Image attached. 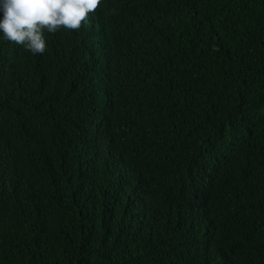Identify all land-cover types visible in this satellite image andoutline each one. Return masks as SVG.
I'll return each mask as SVG.
<instances>
[{
    "label": "trees",
    "instance_id": "trees-1",
    "mask_svg": "<svg viewBox=\"0 0 264 264\" xmlns=\"http://www.w3.org/2000/svg\"><path fill=\"white\" fill-rule=\"evenodd\" d=\"M44 35L0 34V264H264V0Z\"/></svg>",
    "mask_w": 264,
    "mask_h": 264
},
{
    "label": "clouds",
    "instance_id": "clouds-1",
    "mask_svg": "<svg viewBox=\"0 0 264 264\" xmlns=\"http://www.w3.org/2000/svg\"><path fill=\"white\" fill-rule=\"evenodd\" d=\"M101 0H0V34L32 54L47 46L44 32L79 29Z\"/></svg>",
    "mask_w": 264,
    "mask_h": 264
},
{
    "label": "bare ground",
    "instance_id": "bare-ground-1",
    "mask_svg": "<svg viewBox=\"0 0 264 264\" xmlns=\"http://www.w3.org/2000/svg\"><path fill=\"white\" fill-rule=\"evenodd\" d=\"M109 16V15H108ZM112 18V17H111ZM127 72V71H126ZM116 75V74H115ZM114 75V76H115ZM122 75V74H121ZM101 76V75H100ZM108 76V75H107ZM105 77V76H104ZM113 78V77H112ZM104 79V78H103ZM107 79V78H106ZM105 80V79H104ZM103 80V81H104ZM102 81V80H101ZM103 83V82H102ZM109 83V82H108ZM111 83V82H110ZM106 85V84H105ZM112 85V84H111ZM102 87V86H101ZM102 88H104V87H102ZM101 89V88H100ZM105 89H107V88H105ZM104 90V89H103ZM102 93H100V95H101ZM106 94H107V92H106ZM103 95V94H102ZM126 97V96H125ZM127 100V99H126ZM125 100V101H126ZM129 102V101H128ZM131 103V102H130ZM89 108V107H88ZM82 110V109H81ZM140 110V109H139ZM99 112V111H98ZM122 112V111H121ZM127 112V111H126ZM152 112V111H151ZM157 112V111H156ZM76 114V113H75ZM149 114V113H148ZM71 115V114H70ZM77 115V114H76ZM151 117V116H150ZM98 118V117H97ZM81 119V118H80ZM134 120V119H133ZM118 124V123H117ZM70 125V124H69ZM68 125V126H69ZM128 129V128H127ZM143 129V128H142ZM72 130V129H71ZM123 130V129H122ZM129 130V129H128ZM110 131V130H109ZM124 131V130H123ZM147 133V132H146ZM79 134V133H78ZM35 135V134H34ZM38 135V134H37ZM77 135V134H76ZM88 135V134H87ZM101 135V134H100ZM110 135V134H109ZM156 135H158V134H156ZM83 139V138H82ZM32 140V139H31ZM28 141V140H27ZM29 142V141H28ZM34 143H35V141H34ZM42 147V146H41ZM154 147V146H153ZM26 150V149H25ZM43 216V215H42Z\"/></svg>",
    "mask_w": 264,
    "mask_h": 264
}]
</instances>
